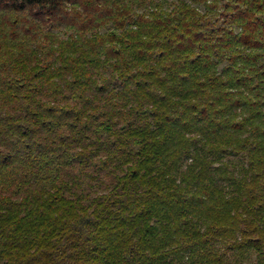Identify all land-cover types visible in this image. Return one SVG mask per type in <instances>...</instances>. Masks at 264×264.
Segmentation results:
<instances>
[{"label":"clouds","instance_id":"1","mask_svg":"<svg viewBox=\"0 0 264 264\" xmlns=\"http://www.w3.org/2000/svg\"><path fill=\"white\" fill-rule=\"evenodd\" d=\"M0 264H264V0H0Z\"/></svg>","mask_w":264,"mask_h":264}]
</instances>
